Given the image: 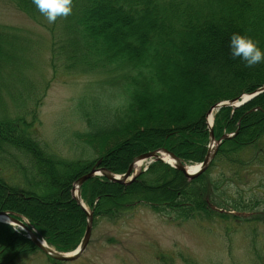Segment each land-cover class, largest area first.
I'll list each match as a JSON object with an SVG mask.
<instances>
[{
	"label": "trees",
	"instance_id": "1",
	"mask_svg": "<svg viewBox=\"0 0 264 264\" xmlns=\"http://www.w3.org/2000/svg\"><path fill=\"white\" fill-rule=\"evenodd\" d=\"M10 1L50 33L54 78L62 72L98 77L78 102L86 129L69 138L82 146L81 155L68 159L52 153L31 133L40 105L39 87L30 77L36 70L35 41L0 24V171L13 172L10 179L0 175V212L28 219L59 252L74 251L84 237L87 215L72 189L98 161L124 174L135 157L166 149L185 163H201L210 142V109L264 86V63L245 67L229 51L234 33L264 49V0H73L72 14L53 25L32 0ZM109 6L135 16L132 24L150 20L144 35L132 36L138 43L129 50L95 25L98 9ZM169 68L175 71L166 75ZM178 76L183 83L176 89L171 82ZM185 82L191 87L184 88ZM213 129L217 140L237 135L223 141L210 167L194 180L158 161L129 185L104 177L84 183L81 196L94 211V224L117 221L144 204L174 221L217 223L226 234L235 221L264 225V183L243 185L253 184L245 180L249 173H264V93L239 109L219 110ZM51 198L76 217L73 231L57 230L51 215L37 214L40 202ZM253 252L254 263L263 261L259 248ZM39 253L24 232L0 224V264H24Z\"/></svg>",
	"mask_w": 264,
	"mask_h": 264
},
{
	"label": "rangeland",
	"instance_id": "2",
	"mask_svg": "<svg viewBox=\"0 0 264 264\" xmlns=\"http://www.w3.org/2000/svg\"><path fill=\"white\" fill-rule=\"evenodd\" d=\"M103 7L98 9L102 11L96 17L95 25L100 33L116 39L118 47L131 49L138 43L132 36L141 37L150 26L147 17H143L138 24H132L135 16L127 17L110 6L105 10ZM0 24L20 28L34 39H40L35 41V51L31 55L36 70L30 77L39 87L36 100L40 99L32 136L52 153L68 159L79 157L82 146L69 138L73 131L86 129L85 123L78 118L80 108L77 101L86 94L95 78L62 72L53 79L48 68L50 35L10 0H0ZM173 65L176 67V64ZM174 71L175 68H169L164 72L168 75ZM182 80L178 76L171 85L179 89ZM183 86L191 87L189 82ZM28 108L34 110V103ZM27 119L32 121L31 116ZM0 175L8 179L12 173L4 168ZM245 180L253 183L243 184L245 186L264 183V173H249ZM42 202H48L54 208L40 202L38 215L44 219L51 215L57 230H74L76 217L72 218L74 215L68 208L59 205L53 198ZM234 225L231 233L226 234L217 223L174 221L164 214L155 213L149 206L137 204L117 221L103 219L94 224L86 252L77 261L62 264H258L254 263L256 255L253 251L259 248L264 255V225L257 222L239 224L236 221ZM24 264L54 263L39 253L28 257ZM259 264H264V259Z\"/></svg>",
	"mask_w": 264,
	"mask_h": 264
},
{
	"label": "water",
	"instance_id": "3",
	"mask_svg": "<svg viewBox=\"0 0 264 264\" xmlns=\"http://www.w3.org/2000/svg\"><path fill=\"white\" fill-rule=\"evenodd\" d=\"M262 92H264V88L261 89L260 91H258L257 93L251 95V96L245 97L242 102H238V100H233V101L221 103V104L215 106L210 111L209 115H211L215 109H220V108L226 107V106L237 107V106L247 102L248 100H250L254 96L259 95ZM210 133H211V139H210L211 148L209 149V152H208L207 156L205 157L204 162L199 166V169H197L195 172H190L188 167L186 165H184L182 163V161L176 155H174L173 153H171L165 149H161V150L145 153L143 155L136 157L134 159V161L132 162V164L130 165L127 173L123 176H116L113 173H111L110 171H108L106 168H94V169H92V171L90 173H88L84 177L80 178L75 183L72 194H73V197L75 198V200L78 202V204L86 211L88 222H87L86 232H85L84 238L82 240V243H81L80 247L78 248V250L73 252V253L66 254V253L57 252L53 248L49 247L47 245V243L43 239L40 238V235L28 225V223H24L20 220H17L15 218L11 217V215L7 212L0 213V223L15 224L16 226L24 229L29 234V238L34 242V244L42 252H44L46 255H48L52 259H54L56 261H61V262H74L85 252L86 248L88 247V244H89L90 238H91V234H92V227H93V213L88 212L86 210V208L84 207V204H83L82 199L80 197V193L78 196H76V189L77 188H78V190H80L81 186L87 180L93 178L96 175H103L108 180H110L112 182H117L120 184H126L129 179L132 181L136 178V175H134V171H135V167L137 164L146 162L148 160H153V159L164 161V155H168L172 160H174L175 165H172L173 167H175L177 170L181 171L189 179H195L207 170V168L210 166L211 162L215 158V155L217 152V148L214 147L215 144L216 143L220 144L221 140H224L227 138H232L236 135V133H235L232 135L223 136L222 139L217 142L215 137H214V132H213L212 128H211ZM97 165H99V163ZM1 218H6L9 220V222H4L1 220Z\"/></svg>",
	"mask_w": 264,
	"mask_h": 264
},
{
	"label": "clouds",
	"instance_id": "4",
	"mask_svg": "<svg viewBox=\"0 0 264 264\" xmlns=\"http://www.w3.org/2000/svg\"><path fill=\"white\" fill-rule=\"evenodd\" d=\"M32 3L49 25L55 24L58 18H67L73 11V0H32ZM229 51L231 57L242 61L245 67L264 63V49L249 36L232 34Z\"/></svg>",
	"mask_w": 264,
	"mask_h": 264
},
{
	"label": "bare ground",
	"instance_id": "5",
	"mask_svg": "<svg viewBox=\"0 0 264 264\" xmlns=\"http://www.w3.org/2000/svg\"><path fill=\"white\" fill-rule=\"evenodd\" d=\"M208 121H209L210 124L212 123V116L209 117ZM164 159H165V161L167 163H170L171 165H174V161L171 158H169L168 156H165ZM142 167H143V164H138L136 166V170L139 171ZM197 168H198V165L189 166V171L190 172H194V171H196Z\"/></svg>",
	"mask_w": 264,
	"mask_h": 264
}]
</instances>
